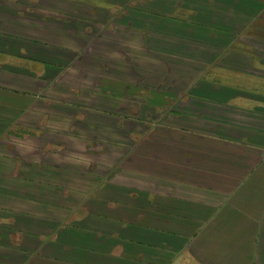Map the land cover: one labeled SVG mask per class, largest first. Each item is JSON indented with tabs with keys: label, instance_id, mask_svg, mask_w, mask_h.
Listing matches in <instances>:
<instances>
[{
	"label": "crops",
	"instance_id": "obj_1",
	"mask_svg": "<svg viewBox=\"0 0 264 264\" xmlns=\"http://www.w3.org/2000/svg\"><path fill=\"white\" fill-rule=\"evenodd\" d=\"M0 264H264V0H0Z\"/></svg>",
	"mask_w": 264,
	"mask_h": 264
},
{
	"label": "rangeland",
	"instance_id": "obj_2",
	"mask_svg": "<svg viewBox=\"0 0 264 264\" xmlns=\"http://www.w3.org/2000/svg\"><path fill=\"white\" fill-rule=\"evenodd\" d=\"M15 149H16V147H15V146H13V147H12V150H14V151H15ZM12 150H11V151H12Z\"/></svg>",
	"mask_w": 264,
	"mask_h": 264
}]
</instances>
